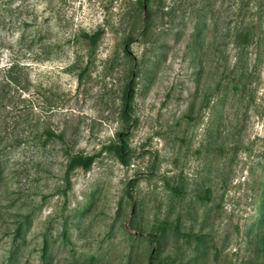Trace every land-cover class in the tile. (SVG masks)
<instances>
[{"label":"rangeland","instance_id":"obj_1","mask_svg":"<svg viewBox=\"0 0 264 264\" xmlns=\"http://www.w3.org/2000/svg\"><path fill=\"white\" fill-rule=\"evenodd\" d=\"M0 93V264H264V0H0Z\"/></svg>","mask_w":264,"mask_h":264},{"label":"trees","instance_id":"obj_2","mask_svg":"<svg viewBox=\"0 0 264 264\" xmlns=\"http://www.w3.org/2000/svg\"><path fill=\"white\" fill-rule=\"evenodd\" d=\"M84 38L89 39L90 41L94 42L96 40V33L89 34L83 33L82 35ZM22 60L13 61L9 67L7 68L6 75L3 76L1 79L3 83V87H7L10 89L11 92V99L15 98V94L21 89L26 87V83L28 82V74L26 72V65L22 64ZM3 91V90H2ZM1 96V93H0ZM1 103V98H0ZM48 136H53L57 138L59 141L68 144L66 134L64 132L55 133L49 130L44 132ZM119 152H123L122 146L120 145ZM65 153L68 157V164L66 171L69 172L77 167H82L83 169H88L94 162L96 155L94 154H84L78 151H74L70 148L65 150ZM152 236V235H151ZM154 236V235H153Z\"/></svg>","mask_w":264,"mask_h":264}]
</instances>
